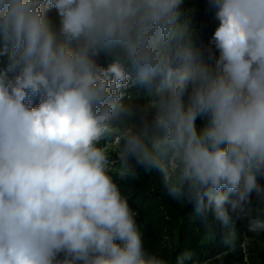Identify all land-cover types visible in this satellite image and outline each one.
<instances>
[{
  "label": "clouds",
  "instance_id": "clouds-1",
  "mask_svg": "<svg viewBox=\"0 0 264 264\" xmlns=\"http://www.w3.org/2000/svg\"><path fill=\"white\" fill-rule=\"evenodd\" d=\"M184 5L0 0V264H167L113 179L136 166L206 222L264 230V0H209L218 57ZM130 81L150 89L137 109Z\"/></svg>",
  "mask_w": 264,
  "mask_h": 264
},
{
  "label": "trees",
  "instance_id": "trees-1",
  "mask_svg": "<svg viewBox=\"0 0 264 264\" xmlns=\"http://www.w3.org/2000/svg\"><path fill=\"white\" fill-rule=\"evenodd\" d=\"M184 7L188 10L194 38L218 57V51L209 44L219 23L209 0H185ZM49 15L55 17V9ZM111 59V54L105 51L100 54L99 62L107 65ZM150 98L147 86L130 81L121 103L126 108L137 109ZM121 121L122 117L116 123ZM202 123L198 120L199 125ZM105 145L102 140L99 146ZM113 179L129 207L139 214L145 249L167 264H204L217 258L225 264H264V230L250 231L248 218L237 219L233 215L232 223L223 228L212 220L209 212L206 222L191 203L167 194L158 172H148L140 166H136L134 177L121 180L113 174ZM251 208V217L264 219V200L254 195ZM186 253L188 257L182 259Z\"/></svg>",
  "mask_w": 264,
  "mask_h": 264
},
{
  "label": "rangeland",
  "instance_id": "rangeland-1",
  "mask_svg": "<svg viewBox=\"0 0 264 264\" xmlns=\"http://www.w3.org/2000/svg\"><path fill=\"white\" fill-rule=\"evenodd\" d=\"M54 19L56 18V16L55 17H53ZM207 48H208V46H206ZM212 52V51H211ZM197 123H198V121H197ZM199 125V124H198ZM117 149H118V147H116V146H114V145H110V146H108L107 148H106V150L107 151H109V153L111 154V156H112V158L115 160V157H116V152H117ZM139 226V225H138ZM245 245H247V243L245 244ZM204 264H225V262L221 259V258H217V259H214V260H212V261H209V262H207V263H204Z\"/></svg>",
  "mask_w": 264,
  "mask_h": 264
},
{
  "label": "built area",
  "instance_id": "built-area-1",
  "mask_svg": "<svg viewBox=\"0 0 264 264\" xmlns=\"http://www.w3.org/2000/svg\"><path fill=\"white\" fill-rule=\"evenodd\" d=\"M112 146V145H114V146H116V147H118L119 146V137L117 136L111 143H109V144H106L105 146H104V148L106 149L108 146ZM134 213H136V217H135V219H136V221H137V224L139 225V227H141V223H140V221H139V214H138V212L137 211H134V210H132Z\"/></svg>",
  "mask_w": 264,
  "mask_h": 264
}]
</instances>
